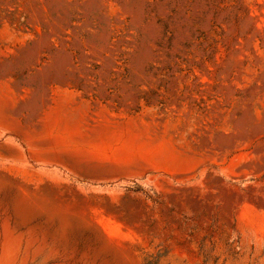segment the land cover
Instances as JSON below:
<instances>
[{
    "label": "rangeland",
    "instance_id": "374dc122",
    "mask_svg": "<svg viewBox=\"0 0 264 264\" xmlns=\"http://www.w3.org/2000/svg\"><path fill=\"white\" fill-rule=\"evenodd\" d=\"M264 264V0H0V256Z\"/></svg>",
    "mask_w": 264,
    "mask_h": 264
},
{
    "label": "bare ground",
    "instance_id": "6f19581e",
    "mask_svg": "<svg viewBox=\"0 0 264 264\" xmlns=\"http://www.w3.org/2000/svg\"><path fill=\"white\" fill-rule=\"evenodd\" d=\"M17 242L8 238L7 245L0 256V264H16Z\"/></svg>",
    "mask_w": 264,
    "mask_h": 264
}]
</instances>
